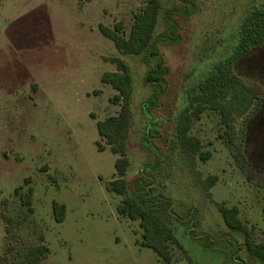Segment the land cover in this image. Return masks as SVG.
I'll return each mask as SVG.
<instances>
[{
    "label": "rangeland",
    "instance_id": "374dc122",
    "mask_svg": "<svg viewBox=\"0 0 264 264\" xmlns=\"http://www.w3.org/2000/svg\"><path fill=\"white\" fill-rule=\"evenodd\" d=\"M149 1L0 0V264H19L30 248L43 244L42 237L49 248L42 264H168L141 245L140 221L120 214L124 196L109 189L119 178L126 180L130 196L145 199L174 230L171 264H264L218 210V204L237 207L254 244H264V46L233 67L242 82L262 93L259 110L252 107L235 122L236 144L252 179L238 167L217 111L208 109L193 121L190 134L212 155L207 161L197 156L195 168L176 146L175 134L186 77L234 41L242 16L258 0H160L154 35L166 36L170 15L180 42L159 44L169 69L167 91L158 108L149 106L150 119L142 107L155 91L144 77L156 62L122 55L99 30L121 24L119 33L128 38L135 15ZM40 12L46 15L37 25L32 19ZM43 28L46 45L34 38ZM7 31L33 44L14 47ZM117 58L131 67L134 81L130 167L124 177L115 168L119 156L97 129L99 121L121 110L123 101L112 103L118 92L101 80L118 71ZM148 140L164 157L156 169L158 157ZM211 176L218 180L207 191ZM19 187L21 193L33 188L32 211L21 203ZM55 202L66 206L61 223Z\"/></svg>",
    "mask_w": 264,
    "mask_h": 264
},
{
    "label": "trees",
    "instance_id": "16d2710c",
    "mask_svg": "<svg viewBox=\"0 0 264 264\" xmlns=\"http://www.w3.org/2000/svg\"><path fill=\"white\" fill-rule=\"evenodd\" d=\"M161 8L160 0H150L135 15L128 38L120 35L121 24H117L114 28L105 25L99 26L100 32L113 42L122 55H145L148 58L147 62L151 60L156 62L144 77L145 84L155 91L142 107L148 119L151 118L150 115H147L151 111L149 106L158 108L160 106L158 101L167 91L165 77L168 75L169 69L165 67L164 59L160 55L159 44L174 45L180 42V36L177 35L178 25L174 20H171L170 15L168 17L170 28H168L166 36L155 37L154 33ZM234 32V41L230 45L224 46L221 48V52L215 53L206 66H198L196 74L190 73L186 77L187 86L182 93V109L176 120V146L193 168L196 166L197 156L203 161L209 160L212 156L211 153L202 151L201 140L192 136L190 131L193 121L199 119L206 110L217 111L220 115L221 126L224 128V138L233 151L238 167L247 174L249 179H252L254 173L248 170L244 151L236 144L235 122L237 117L247 115L252 107H255L253 112L259 110L258 104L261 101L262 93L259 88L242 82L233 73V67L252 49L264 46V0L252 3ZM113 60L118 65V71L104 73L101 80L118 92L112 99V103L119 105L121 101L123 102L120 113L104 121H99L97 129L99 136L106 140L111 147L112 153L119 156L115 162V168L119 176L124 177L130 167L128 141L132 131L134 81L128 63L121 58ZM152 126V121H150L147 127L148 138H150L148 129H151ZM148 144L158 157L154 167L156 169L163 162L164 157L158 153V149L151 143V140H148ZM98 148L100 151L105 150L101 143H98ZM217 180L216 176L209 177L205 181L206 190H210ZM22 189L23 187L17 188L16 193L19 195L21 203L32 211L34 190L30 188L27 193H21ZM109 189L124 196L118 208L120 214L133 221H140V227L144 231L141 245L152 249L166 263L171 264L173 255L169 243L176 241L174 230L159 217L154 209L145 205V199L140 200L129 195L128 185L124 178L110 182ZM209 195L211 194L209 193ZM218 210L231 230L243 233L249 253L264 262V244H254L253 232L239 217L238 208L218 204ZM53 212L57 222L61 223L65 220L66 206L64 204L55 202ZM44 241L45 239L42 237L43 244L30 248L19 264H42L49 253V248ZM190 264L195 263L190 261Z\"/></svg>",
    "mask_w": 264,
    "mask_h": 264
},
{
    "label": "crops",
    "instance_id": "0c3cea01",
    "mask_svg": "<svg viewBox=\"0 0 264 264\" xmlns=\"http://www.w3.org/2000/svg\"><path fill=\"white\" fill-rule=\"evenodd\" d=\"M44 15H46L45 13H38V15L36 16H33L34 18L32 20H34V23H36L38 25V22H41L43 23V20H44ZM40 27V26H39ZM42 30H44L43 32H41V35L40 37H37L35 36L34 38H37L40 40L39 44L40 43H43L44 45L48 44V32L46 31V28H43ZM3 32V30L0 28V34ZM6 38H8V41L11 45H13L14 47L20 45L21 43H24V46L27 47V46H31L33 43L31 41H27L26 40V37L25 38H22L20 37L19 35H16V32L13 33L12 31H7L6 32ZM37 43V42H35ZM40 46V45H38ZM33 47H36V46H33Z\"/></svg>",
    "mask_w": 264,
    "mask_h": 264
}]
</instances>
